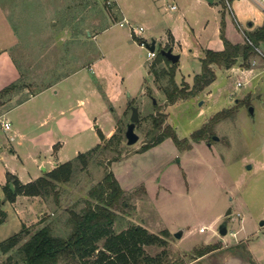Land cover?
I'll use <instances>...</instances> for the list:
<instances>
[{
  "label": "rangeland",
  "instance_id": "1",
  "mask_svg": "<svg viewBox=\"0 0 264 264\" xmlns=\"http://www.w3.org/2000/svg\"><path fill=\"white\" fill-rule=\"evenodd\" d=\"M116 1L132 27H143L140 36L118 24L121 13L115 1L0 0V85L16 69L25 86L22 95L46 89L9 114L13 127L24 132L13 136L15 153L8 152L0 128V208L6 213L0 241L21 232L19 246L45 224L66 235L69 210L79 211L90 188L111 171L126 202L117 210L113 230L136 225L160 237L167 233L165 245L144 246L146 254L172 264H225L231 258L253 262L249 244L255 238L264 241V225H259L264 220V53L258 52L247 67L240 62L228 69L214 67L211 84L173 104L166 103L163 88L191 86L200 72L202 47L223 48L217 32L220 16L225 38L240 43V25L246 27V17L255 21L264 11L252 2L228 10L227 0H221L225 13L219 4L196 0ZM141 38L155 40L156 53L161 48L180 52L173 83L168 80L172 63H161L165 73L158 71V77L149 72L154 58L147 59L138 46ZM79 67L85 70L68 74ZM121 79L119 97L107 101L103 82L116 88ZM130 106L139 111L134 128L138 141L127 145ZM157 107L165 113L162 127L172 126L180 139L189 138L218 111L228 117L211 124L206 138L190 139L189 148H177L165 138L142 149L158 133L152 122ZM90 151L86 167L75 163L70 181L56 184L57 199L50 192L5 200L4 187L11 184L7 171L21 180L37 177L53 162L75 161L79 153ZM228 207L231 213L225 216ZM223 221L226 234L220 235ZM178 230L180 238L173 235ZM206 246L215 249L197 257L195 250ZM9 255L11 262L5 264L19 261L9 251L0 255V262Z\"/></svg>",
  "mask_w": 264,
  "mask_h": 264
},
{
  "label": "trees",
  "instance_id": "2",
  "mask_svg": "<svg viewBox=\"0 0 264 264\" xmlns=\"http://www.w3.org/2000/svg\"><path fill=\"white\" fill-rule=\"evenodd\" d=\"M243 35L242 43H233L225 38L223 24H221L220 37L223 41V48L221 50L208 48L203 50L200 72L194 75L191 86L186 83L183 87L176 85L171 88L164 87L166 103L173 104L201 92L215 80L214 67L228 69L238 62L241 66L247 67L249 60L258 55L257 49L260 44L264 43V23L251 31H245ZM141 41L139 39V42ZM160 50L148 68L155 77H158V71L165 73L164 69L159 67L161 63L171 64L160 53ZM174 67L175 64H171L168 75V80L172 83ZM20 79L21 77L0 89V102L8 100L10 96L25 87L21 84ZM156 110L152 122L153 127L158 129V133L145 143L141 147L142 149L153 146L165 138H170L177 148H189L190 139L193 142H198L206 138L208 131L211 130V124L228 117V112L218 111L206 124L193 131L189 138L180 139L172 126L162 127L165 122V113L161 112L159 107ZM103 138L104 136L100 132L99 139ZM99 143L96 147L100 145ZM91 152L79 153L75 161L69 160L57 164L51 170L27 183H21L15 176L7 173L13 190L10 188V184L4 187L5 200L13 202L17 195L47 196L50 192H54L57 199L56 184L70 181L75 163L78 162L82 168L86 167ZM124 194V190L112 172L107 171L102 179L90 188L89 198L85 205L79 211L69 210V216L66 219L69 230L66 235L61 236L54 233L51 225L45 224L17 246L22 235L21 232H18L0 241V255L14 251L19 261H14L13 264H172L168 261L164 262L159 255L151 256L144 251V246L165 245L163 237L167 235L166 232H163L164 236L160 237L136 225L118 232L113 230L112 225L118 219L117 210H122L126 203ZM5 217L6 213L0 208V224L4 222ZM101 240L102 245L99 246ZM213 249L215 248L212 246H206L201 250H195V253L197 257H200ZM11 259V255H9L0 264H5L6 261L10 263Z\"/></svg>",
  "mask_w": 264,
  "mask_h": 264
},
{
  "label": "crops",
  "instance_id": "3",
  "mask_svg": "<svg viewBox=\"0 0 264 264\" xmlns=\"http://www.w3.org/2000/svg\"><path fill=\"white\" fill-rule=\"evenodd\" d=\"M203 1L205 3L210 4V5H213L214 3L217 4V5L219 4L221 6V8H222L221 0H212L211 2H208L206 0H196V2L201 4V5H202ZM227 2H228L227 3V9L228 10H229V7L231 8V6H234L235 8H239L241 3H246V4L250 5V3L252 2V3H254L257 6L259 5L262 8V10L264 11V0H227ZM115 4L117 5V7H118V9L120 10V13H121L120 20L123 17H125L127 19L128 15H126V13L121 12V8H120L119 4H117L116 0H115ZM225 11H226V8H222V12L225 13ZM220 17L218 19L219 28L221 27V24H223V22H224V21H222V18L220 19ZM246 18H247L246 19L247 26L246 27H242L240 25V29L243 30L242 33H244L245 31H251V30L259 27L260 25H262L264 23V13L262 15H260L259 17H256L254 19L255 21H247V20H249V18L248 17H246ZM115 24H117V23H115ZM110 26H106L103 30L109 28ZM219 31L220 30H217L218 33H219ZM129 37L131 38L130 33H129ZM132 41H133V39H132ZM154 42H156V41L154 40ZM172 42H175V39H173ZM242 42H240V43H242ZM197 43L200 44V42H197ZM138 46L142 49V47L139 44H138ZM204 46H205V44H204ZM261 46H263V49H264V43H262V45L260 44L259 49H260ZM204 49H207V47L206 46L204 48L202 47V50H204ZM208 49H210V48H208ZM221 49H218V50H221ZM260 50H261V52L264 53V50H262V49H260ZM171 51H172V48H171ZM178 53L180 54L179 51H178ZM179 58H180V56H179ZM80 68L81 67H79L78 69H75L74 71H72V72H70L68 74H76V73H79V72L85 70V69H80ZM99 71H100V69H99ZM19 75L20 74L15 69L14 73L12 74L11 78L9 79V81H7V83H4V85H0V89H2L3 87L7 86L11 82L16 81L20 77ZM114 76L118 77L119 75L117 73H115ZM98 78L101 79V77H98ZM122 79L120 80V83L118 84V87H116V88L113 85H111V86L108 85L105 81L103 82V94H104V96H105L107 101L113 102V101H115L116 97L117 98L119 97L120 92L122 90V85H123V80ZM53 87H54V85H51L48 88L52 89ZM45 90L37 91L35 93H29L28 95H22L21 93H23V92L22 91H18L17 93H14L12 96H10L8 100H4L3 102H0V117H6V118L9 119V122H10L8 130H4V129H2L0 127L2 129V131H4V135H5L4 142L7 144V148L9 147L8 148V152H11L12 154L15 153V149H14L12 143H11V141L14 138L13 136L20 135V137H22L23 134H24V132L19 134L20 133L19 131H21V129L13 127L12 119L9 117V114L12 113L15 109H17L20 106V104L35 99L36 97L41 95ZM61 113H62V111H61ZM25 134H26V132H25ZM50 146H52V142L49 143V147ZM55 165H57V163L53 162L52 164H50V167L48 169H43V172L51 170ZM7 172H9L13 176H15L21 183H27V182L32 181V180L36 179L37 177L41 176V174H40L37 177L32 176V177H28L27 179L21 180V178L16 176L13 172H11V171H7ZM263 234H264V232H263ZM263 243H264V241L259 243V241H257L256 238H255L249 244V248H250L249 250H250L251 255L253 257L252 258L253 262H250V261H245L244 262V261L239 260V259L231 258V259H226V261H224V263L225 264H264L263 263L264 262V244ZM204 257H205V255L201 256L202 259Z\"/></svg>",
  "mask_w": 264,
  "mask_h": 264
},
{
  "label": "water",
  "instance_id": "4",
  "mask_svg": "<svg viewBox=\"0 0 264 264\" xmlns=\"http://www.w3.org/2000/svg\"><path fill=\"white\" fill-rule=\"evenodd\" d=\"M208 2H211L212 0H206ZM148 50L154 51L155 50V42L152 40L149 45L146 46ZM160 53L167 58L172 64L176 63L179 59L180 54L179 53H173L171 49H161ZM201 104V102H199ZM130 116H129V122L126 124V130H125V138H126V144L127 145H132L135 142L138 141V135L136 134L134 128H135V123L139 119V111L136 106H130ZM249 111L252 112V107H249ZM213 140H217V136H212ZM247 167H250L249 165ZM10 188L13 190L12 185L10 184ZM231 213V207H228L227 210L225 211L224 215L229 216ZM260 226L264 225V220H261L259 222ZM218 231L220 235H225L226 234V221H223L219 227ZM182 232L181 230L176 231L173 235L176 238H180Z\"/></svg>",
  "mask_w": 264,
  "mask_h": 264
},
{
  "label": "built area",
  "instance_id": "5",
  "mask_svg": "<svg viewBox=\"0 0 264 264\" xmlns=\"http://www.w3.org/2000/svg\"><path fill=\"white\" fill-rule=\"evenodd\" d=\"M104 1H105L107 4H112L113 1H115V0H104ZM170 8L172 9V8H173V5L170 6ZM118 24H119L120 26L127 25L128 28H129V30H130V32H132L135 36H140V34L143 32V27H142V26L132 27L131 24H130V22H129L125 17H123V18L118 22ZM141 40H142V41L139 42L138 44H139L143 49L146 50V57H147V59H153V58H155V56H156V52H155V50H154V51H150V50H148L147 47H146L147 45H149V42H147L145 39L143 40L142 38H141ZM257 51H258L260 54H262V52H261L259 49H257ZM253 63H254V61H253ZM237 85H241V83L238 82ZM9 125H10V122H9V119H8V118H6V117H0V127H1L2 129H4V130H8V129H9ZM237 216L240 217L239 214H237ZM240 219H242V218H240Z\"/></svg>",
  "mask_w": 264,
  "mask_h": 264
}]
</instances>
